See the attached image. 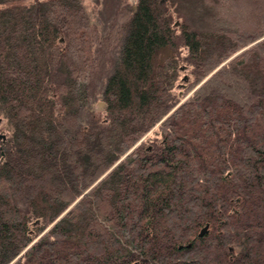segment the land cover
Wrapping results in <instances>:
<instances>
[{
    "label": "trees",
    "instance_id": "obj_1",
    "mask_svg": "<svg viewBox=\"0 0 264 264\" xmlns=\"http://www.w3.org/2000/svg\"><path fill=\"white\" fill-rule=\"evenodd\" d=\"M91 8L0 0V264H212L264 198V0Z\"/></svg>",
    "mask_w": 264,
    "mask_h": 264
},
{
    "label": "flooded vegetation",
    "instance_id": "obj_2",
    "mask_svg": "<svg viewBox=\"0 0 264 264\" xmlns=\"http://www.w3.org/2000/svg\"><path fill=\"white\" fill-rule=\"evenodd\" d=\"M239 200L235 194L230 209L229 241L222 256L218 246L219 234L215 235L217 241L211 258L212 264H264V198L260 202H254L253 210L251 205L248 206L247 211H242Z\"/></svg>",
    "mask_w": 264,
    "mask_h": 264
},
{
    "label": "rangeland",
    "instance_id": "obj_3",
    "mask_svg": "<svg viewBox=\"0 0 264 264\" xmlns=\"http://www.w3.org/2000/svg\"><path fill=\"white\" fill-rule=\"evenodd\" d=\"M84 4L87 7V10L89 11V13L91 12V6H92V0H84Z\"/></svg>",
    "mask_w": 264,
    "mask_h": 264
},
{
    "label": "water",
    "instance_id": "obj_4",
    "mask_svg": "<svg viewBox=\"0 0 264 264\" xmlns=\"http://www.w3.org/2000/svg\"><path fill=\"white\" fill-rule=\"evenodd\" d=\"M207 228H208V225L201 231L200 235H203Z\"/></svg>",
    "mask_w": 264,
    "mask_h": 264
}]
</instances>
